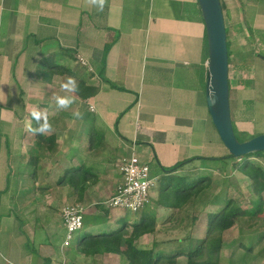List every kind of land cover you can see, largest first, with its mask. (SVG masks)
Returning a JSON list of instances; mask_svg holds the SVG:
<instances>
[{"label": "crops", "instance_id": "1", "mask_svg": "<svg viewBox=\"0 0 264 264\" xmlns=\"http://www.w3.org/2000/svg\"><path fill=\"white\" fill-rule=\"evenodd\" d=\"M263 17L260 13L258 20ZM207 74L208 42L198 0H106L102 12L86 0H0V244L12 254L0 264H66L63 207H56L71 189L59 184L63 174L75 170L68 165L93 174L88 191L94 195L103 185L116 189L121 182L116 166L132 153L149 165L156 160L151 174L158 180L164 169L183 161L228 156L210 117ZM69 77L77 81L74 93L61 89ZM82 86L96 95L81 98ZM230 86L233 103L231 78ZM247 88L238 90V100L245 96L248 105ZM63 95L76 97L68 109L56 105ZM82 108L85 118H75ZM33 110L46 111L53 124L51 134L41 135L53 139L49 146L29 131L37 126ZM232 110L234 126L247 132ZM96 137L115 143L110 170L94 158L105 151L94 143ZM209 209L214 208L207 215ZM170 212L159 210L157 230ZM149 236L154 235L141 239Z\"/></svg>", "mask_w": 264, "mask_h": 264}, {"label": "rangeland", "instance_id": "2", "mask_svg": "<svg viewBox=\"0 0 264 264\" xmlns=\"http://www.w3.org/2000/svg\"><path fill=\"white\" fill-rule=\"evenodd\" d=\"M259 1L261 3H259ZM222 2L225 8L224 14L228 31V48L231 52L230 78L234 86V90L232 91L233 103H231V110L234 107V110H232L234 121L239 125L243 124L245 127L244 129L247 130V132H244L245 134H241L235 127L236 135L239 139L247 141L252 139L253 136L256 137L264 134V17L258 20L259 14H264V0H222ZM257 21L260 22L258 23ZM241 66H244L242 67L243 69H238V67ZM240 70L244 71L242 72ZM242 87L251 88L252 104L247 105L244 103L245 100H248L245 96L241 103L240 100H238V90H243ZM83 110V117L85 118V112L87 111L85 109ZM62 121L66 122V120ZM87 133L89 134V132ZM100 138L96 137L97 140L94 141V143L96 145L98 144L100 147L105 146V151H102V154L97 152V156L94 158L98 163L106 166L110 170L115 156L114 151L117 149L114 142L105 141L104 143V141H99ZM83 144L86 148L87 142L85 141ZM81 146L82 142L80 145V150L83 152L81 156L85 158L87 149L83 151ZM38 155H40V153H38ZM251 160L258 162L264 167V157L252 158ZM232 162H234V159L226 160V164H231ZM149 166L154 171L158 166L156 160L152 161ZM222 166L223 161H208L207 163L195 161L193 164H189L188 167L181 168L183 170L179 171L177 176H185L184 174L190 173L188 171L191 170V176L187 178L186 181L187 184H189L190 181L197 182L196 180L201 177H211L213 178V184L212 189L209 191L210 200L218 196H221L224 200L233 198L242 208H251L253 198L252 189L250 187L251 180L246 179L240 172H234L235 169L232 165L229 166L226 172L225 170H221ZM68 168L77 169L78 167L75 168L68 165ZM65 169H67V167ZM170 169V167L167 168V170ZM156 174L153 172L152 176L155 177ZM72 175H74V173L68 176L72 177ZM103 176L104 174L101 172L100 177L102 178ZM47 178L46 176L45 182L48 181ZM92 181L94 182V180ZM93 182H89L88 185L91 183L93 184ZM113 186V184L100 186L99 189H96L94 195L88 190L87 193H85V198H83L82 203L85 204L87 213L83 232L98 234L107 228L117 227L124 219L129 222V225L135 220L133 213L123 209H113L106 205V200L109 199V196H112V191L114 190ZM157 186L158 184L156 187ZM156 187L151 192L152 198H154ZM109 192H111V194ZM93 196H97L98 199H100L97 202L100 204L94 203L95 199ZM77 202L76 192L69 188L63 192L59 202L60 204L56 208L60 210V208L65 205L76 204ZM98 206L100 208H98ZM218 208L217 205L215 211H217ZM195 214L198 216V221L195 225V231L193 230V237L194 239H202L205 232L204 228L208 221L207 211L200 210L195 212ZM95 217H98L97 221H95ZM159 225V233L157 235L143 238L141 241L137 242L139 248H152L156 243L158 244V250L170 254L185 244L184 239L189 229L186 230L185 227H182V229L176 232H164L162 222H160ZM129 230L131 231L132 229L129 228ZM83 232H80L75 237L74 244H77ZM179 240L183 241V243H179ZM223 240L224 246L220 258L223 264H264V209L257 218L251 219L247 216L239 220L235 219L232 227L224 232ZM249 248H252L250 252L248 251ZM66 249L67 250L64 251L67 256L66 264H127L118 256L104 255L87 258L78 253L73 247ZM10 254L6 252V250H3L0 244V262H8L9 257L12 259V254ZM177 261L178 264H187L188 262L185 257L177 259ZM164 263L166 262L164 261Z\"/></svg>", "mask_w": 264, "mask_h": 264}, {"label": "trees", "instance_id": "3", "mask_svg": "<svg viewBox=\"0 0 264 264\" xmlns=\"http://www.w3.org/2000/svg\"><path fill=\"white\" fill-rule=\"evenodd\" d=\"M222 6L223 10H225L223 2ZM110 48V45L105 47L104 56H107ZM229 57H231L230 50ZM112 86L118 90H122L118 86L113 84ZM91 91L82 86L81 91H78L77 94L81 98L87 99L96 95L95 90ZM39 136L42 137L41 135ZM42 139L48 146L54 142L51 137H42ZM239 140L245 142L244 140ZM263 157L264 152L240 158L234 157L231 154L223 158L196 157L183 161L170 170L164 169L166 175L159 180L157 179V184L159 185L157 198H152L151 203L146 208L134 214L135 220L131 225L124 219L117 227L107 228L98 234L83 232L81 233L82 236H79L77 244L73 242L71 247L87 258L102 255L118 256L127 264H178L177 259L183 257L187 258V264H223L220 258L224 246V232L232 227L235 219L239 220L247 216L251 219L257 218L264 209V167L258 162L251 160L252 158ZM231 159H234V162L226 164V160ZM195 161H202V163L223 161L222 171H228L229 166L232 165L235 170L248 177L251 180L250 187L253 193L252 207L244 209L233 198L224 200L221 196H213L214 199L210 200L209 191L212 189L213 184V178L211 177H201L196 180L197 182L190 181L187 184L186 181L191 176V170L188 171L190 173L184 174L185 176L180 177L176 175L181 168ZM71 173H74V175L69 177L68 175ZM91 177H94L93 174L83 168H78L74 171L68 170L60 179L59 184L70 186L76 192V199L78 200L76 204L81 205L84 195L88 190V183L91 182ZM217 205L219 208L215 211ZM209 207H213L214 209L208 212L206 235L202 239H194L193 229L198 221V216L195 215V212L200 210L207 211L206 209ZM98 208L100 207L98 206ZM162 209L171 211L163 225V227H166L165 232H176L182 229V227H185L186 230L189 229L184 239L185 244L170 254L158 250V244L156 243L151 249H139L137 242L143 236L157 235L159 233V229L157 230V216L159 210ZM97 220L98 217H95V221ZM129 228L132 230L130 231ZM178 242L183 243L181 240ZM251 250L252 248L248 249L249 252Z\"/></svg>", "mask_w": 264, "mask_h": 264}, {"label": "water", "instance_id": "4", "mask_svg": "<svg viewBox=\"0 0 264 264\" xmlns=\"http://www.w3.org/2000/svg\"><path fill=\"white\" fill-rule=\"evenodd\" d=\"M208 42L207 105L217 132L234 157L264 152V134L241 142L232 120L230 57L225 14L221 0H198Z\"/></svg>", "mask_w": 264, "mask_h": 264}, {"label": "built area", "instance_id": "5", "mask_svg": "<svg viewBox=\"0 0 264 264\" xmlns=\"http://www.w3.org/2000/svg\"><path fill=\"white\" fill-rule=\"evenodd\" d=\"M81 64L87 61L79 57ZM94 111L93 108H91ZM121 182L114 190L106 205L113 209H123L136 214L146 208L152 201V190L157 185V178L151 174L149 164L137 154L124 157L116 166ZM65 227L63 248H70L75 237L85 229L86 208L79 204H69L61 209Z\"/></svg>", "mask_w": 264, "mask_h": 264}, {"label": "clouds", "instance_id": "6", "mask_svg": "<svg viewBox=\"0 0 264 264\" xmlns=\"http://www.w3.org/2000/svg\"><path fill=\"white\" fill-rule=\"evenodd\" d=\"M89 6L96 8L98 12L104 10L106 0H86ZM61 89L66 93H74L78 90L77 81L74 77H69L66 82L61 84ZM76 102L74 95H63L56 97V105L59 109H68ZM83 113L76 111L73 116L77 119H83ZM32 118L36 121L35 128H29L33 134L36 135H49L54 131L53 124L49 120V115L46 111L33 110L31 112Z\"/></svg>", "mask_w": 264, "mask_h": 264}]
</instances>
